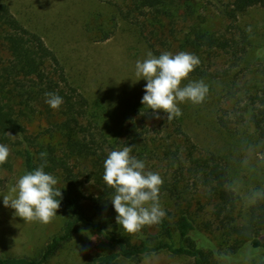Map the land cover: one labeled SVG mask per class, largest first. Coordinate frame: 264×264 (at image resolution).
<instances>
[{"label": "trees", "instance_id": "obj_1", "mask_svg": "<svg viewBox=\"0 0 264 264\" xmlns=\"http://www.w3.org/2000/svg\"><path fill=\"white\" fill-rule=\"evenodd\" d=\"M196 1L119 0L116 8L120 22L128 25L155 56L178 50L197 56L200 64L189 76L206 79L210 85L208 76L230 75L227 69L212 67V53L229 55L233 65L249 57L248 52L255 45L240 26L239 17L250 8L264 6V0L223 3L220 16L227 23L224 32L207 25ZM120 22L114 21L112 30L101 28L98 40L111 37ZM254 65L257 66L251 68L249 76H241V85L236 81L240 74H234L232 88L223 95L225 99H235L244 89L248 103L244 105V99L237 98L231 111L221 110L216 118L229 133L252 130L261 141L264 163V58ZM82 80L39 32L24 25L9 4L0 0V144L9 148L7 162L0 164V186L4 185L2 174L11 172L18 159L24 174L43 165V170L61 184L54 186L62 193L59 208L69 216L39 256H0V264H47L72 240L79 226L111 248L87 264H115L121 258L138 262L143 256L161 251L189 257L193 264H225L243 247L252 252L260 250L257 264H264V200L250 203L245 218L239 220L241 214H235L239 196L232 182L234 158H228L224 150L199 147L185 128L183 114L168 120L162 110H157V119L153 110L138 103H132L123 113L119 127L111 130L106 126L107 117L93 110L100 106L92 105L81 87ZM251 88L255 91L251 92ZM45 93L62 97V105L51 108ZM150 121H157L158 127H151ZM131 145V155L145 163V170L159 173L163 179L160 205L169 204L170 198L176 204L172 211L163 209L166 215L153 225L154 233H149L147 226L137 233H127L116 223L117 213L111 202L115 189L103 180L108 154ZM236 147L239 146L235 143L229 144L231 153ZM41 153L46 156L41 157ZM79 177L102 188V193L92 198L94 214L85 210L73 190ZM196 186L203 187V197L213 205L226 238L225 251L214 252L203 236L201 241L196 240L200 231L190 211L191 201L196 198L190 197V191Z\"/></svg>", "mask_w": 264, "mask_h": 264}, {"label": "rangeland", "instance_id": "obj_2", "mask_svg": "<svg viewBox=\"0 0 264 264\" xmlns=\"http://www.w3.org/2000/svg\"><path fill=\"white\" fill-rule=\"evenodd\" d=\"M9 4L12 12L24 25L39 32L47 44L67 63L75 73H79L81 87L90 98L92 105H99L93 110L103 113L107 117L106 126L111 130L119 127L122 115L132 103H141L144 86L143 78L136 76L135 65L138 60L147 58L151 49L131 28L120 22L117 13L119 0H1ZM227 0H197L196 6L200 13L207 18V25L220 32L226 30L227 23L220 16L222 4ZM115 17V20L113 18ZM120 22V27L106 40L101 37L100 29L112 30L113 22ZM239 24L249 40L255 45L248 52L249 57L241 64L233 65L229 55L212 53L209 62L213 68L228 70L229 76L215 78L208 76V80L195 76H188L182 80L181 87L190 82L203 81L208 86L205 100L200 104L190 101L178 103L185 116L184 125L194 142L199 147L225 151L226 156L233 160L232 182L239 200L235 214H241L243 221L247 214L249 194L254 189H264V163L262 161V144L258 137L250 133L227 132L217 122L216 115L221 110H230L235 101L242 98V104L248 103L244 89L235 99H225L226 90L232 88L233 75L240 74L236 80L239 85L241 78L249 72L256 61L264 58V6L250 8L239 17ZM98 40V41H97ZM177 44H174L176 48ZM177 50V48H176ZM165 51V50H164ZM152 52V51H151ZM181 52L170 51L173 55ZM183 52V51H182ZM153 54V53H152ZM154 55V54H153ZM155 56V55H154ZM206 59V58H205ZM207 61V59H206ZM205 61V62H206ZM260 65V63H259ZM135 81V82H134ZM251 92L255 90L250 89ZM238 98V99H237ZM147 106V105H143ZM148 107V106H147ZM151 127H158V122H148ZM223 131H222V130ZM235 143L239 147L231 153L229 144ZM235 148V149H236ZM232 149V148H231ZM220 152V151H219ZM247 160V162H245ZM24 175L21 160H17L11 172L2 174L4 185L0 186V256H26L35 258L41 254L50 238L58 234L68 219V214L59 208L57 215L48 224L39 221L27 222L15 215V210L5 207L4 195H15L10 189L16 185L18 179ZM61 185L57 183V186ZM74 192L78 194L85 210L94 214L92 198L102 193V188L92 181L79 177L75 183ZM191 189L190 211L197 219L200 236L206 240V245L214 252L225 251L226 238L219 228V221L213 213V205L203 197V187ZM200 199V203L197 202ZM164 202H167L164 197ZM173 199L169 204H161L162 209L174 210ZM149 233H154L153 225L147 226ZM193 246V242L186 241ZM111 248L93 232L79 226L75 235L59 252L53 255L47 264H87L91 258L107 252ZM218 257V256H217ZM260 250L252 252L249 247H243L237 254L225 260V264H257ZM115 264H193L191 258L173 255L168 251L143 256L138 262L121 258Z\"/></svg>", "mask_w": 264, "mask_h": 264}, {"label": "clouds", "instance_id": "obj_3", "mask_svg": "<svg viewBox=\"0 0 264 264\" xmlns=\"http://www.w3.org/2000/svg\"><path fill=\"white\" fill-rule=\"evenodd\" d=\"M199 64V58L188 52L175 55L164 52L158 57L151 51L147 52V58L138 60L135 65L136 81L141 78L147 81L141 103L153 110L157 119L160 118L157 110H162L168 120L182 115L178 103H202L208 93V86L202 80L181 87L182 80L187 79ZM45 95L51 108L58 109L62 105L63 98L59 95ZM131 152L132 145L111 151L104 161L103 180L115 189L111 202L117 213L116 223L127 233H137L144 226L160 223L166 213L159 202L163 184L161 175L146 171L145 163L132 156ZM40 155L45 157L46 153ZM8 156L9 148L0 144V164L6 163ZM43 168L41 165L34 171L26 172L10 189V193L15 195L3 196L4 206L14 209L15 215L23 221L48 224L57 215L62 199L61 189L54 187L57 179ZM248 198L251 203L264 200V189L252 190Z\"/></svg>", "mask_w": 264, "mask_h": 264}]
</instances>
